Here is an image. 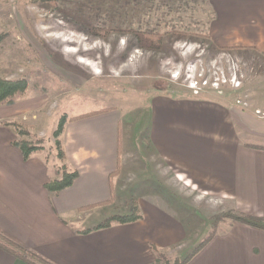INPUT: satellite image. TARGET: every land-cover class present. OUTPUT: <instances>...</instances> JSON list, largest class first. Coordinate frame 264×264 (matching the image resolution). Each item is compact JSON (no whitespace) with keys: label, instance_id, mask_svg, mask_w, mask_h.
I'll return each instance as SVG.
<instances>
[{"label":"crops","instance_id":"crops-1","mask_svg":"<svg viewBox=\"0 0 264 264\" xmlns=\"http://www.w3.org/2000/svg\"><path fill=\"white\" fill-rule=\"evenodd\" d=\"M209 3L214 42L264 66V0ZM246 101L153 92L124 132L118 107L68 116L95 112L65 124L58 165L79 176L57 193L45 186L61 176L45 150L25 159L18 127L5 123L35 125L39 137L51 107L43 113L39 93L1 103L0 233L55 264H153L160 254L182 255L183 264H264L263 227L226 218L213 230L209 220L222 207L264 217V117L256 113L264 103ZM132 200L141 219L92 229ZM0 264L31 263L0 245Z\"/></svg>","mask_w":264,"mask_h":264},{"label":"rangeland","instance_id":"rangeland-1","mask_svg":"<svg viewBox=\"0 0 264 264\" xmlns=\"http://www.w3.org/2000/svg\"><path fill=\"white\" fill-rule=\"evenodd\" d=\"M166 3L0 0V76L26 78L23 96L42 95L45 114L51 107L39 137L35 125L32 131L24 124L27 139L43 140L52 171L62 174L53 132L63 114L118 107L126 113L124 132L153 92L223 99L239 106L252 95L264 103V66L251 65L261 59L237 55L214 42L209 0ZM144 30L162 35L160 47L140 42ZM220 209L209 216L213 230L231 218L221 215L233 209ZM176 259L183 257L160 254L157 262L174 264Z\"/></svg>","mask_w":264,"mask_h":264},{"label":"trees","instance_id":"trees-1","mask_svg":"<svg viewBox=\"0 0 264 264\" xmlns=\"http://www.w3.org/2000/svg\"><path fill=\"white\" fill-rule=\"evenodd\" d=\"M186 0H167L168 6H174L180 4ZM185 4V3H184ZM97 30V29H96ZM140 42L145 43L144 45H149L152 47H160L161 45V37L162 35L158 32H154L151 30H144L140 31ZM3 39V35L0 34V44ZM28 87V81L26 78L20 79H9L0 76V104L1 103H13L14 100L18 95H23L25 90ZM86 113L74 117H68L67 114H63L58 122L56 129L54 130L53 134L56 137V144L58 147V157L64 162L65 160V152L62 146V142L60 139L61 134L64 131L65 124L68 119L79 118L85 115L93 114ZM7 124H14L19 128V138L14 141V143L19 146L22 150L23 156L25 159L30 158V156L38 151H42L45 149V145H43L42 139H36V141H30L27 139L26 135L30 134L27 126L23 122L12 121L8 122ZM62 174L61 176L51 179L50 181L46 182V188L53 193H57L62 189L70 186L73 184L75 179L79 176V171L77 169L69 170L65 163L61 164ZM221 216H228L233 219L249 223L255 226L263 227L264 228V217H259L255 215H251L242 211L238 210H229L224 215ZM142 218V213L139 208V205L136 200L131 201L130 210L126 213H115L107 216L97 225L92 227L95 228H103L112 225L113 223H125V222H133L137 221ZM91 229V228H90ZM85 229L84 231L90 230ZM0 245L10 251H12L15 255L22 257L26 261L31 264H55L46 259H43L37 252L28 250L19 243L13 241L12 239L6 237L2 233H0ZM187 258L183 260L176 259L174 264H183ZM153 264H160V262H156Z\"/></svg>","mask_w":264,"mask_h":264},{"label":"built area","instance_id":"built-area-1","mask_svg":"<svg viewBox=\"0 0 264 264\" xmlns=\"http://www.w3.org/2000/svg\"><path fill=\"white\" fill-rule=\"evenodd\" d=\"M235 80V77L232 78V81ZM219 78H217V80L215 81V84H219ZM238 85H239V81L236 82ZM236 84V85H237ZM244 107H247L248 106V102L246 100H242V101H239ZM256 113L261 116V117H264V112L263 111H260V110H256Z\"/></svg>","mask_w":264,"mask_h":264}]
</instances>
